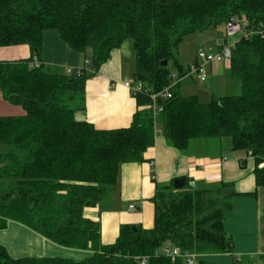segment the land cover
I'll use <instances>...</instances> for the list:
<instances>
[{
    "label": "trees",
    "instance_id": "obj_1",
    "mask_svg": "<svg viewBox=\"0 0 264 264\" xmlns=\"http://www.w3.org/2000/svg\"><path fill=\"white\" fill-rule=\"evenodd\" d=\"M246 15L264 22V0H0V48L26 44L31 56L0 59V88L5 99L25 113L0 116V229L21 222L58 245L91 249L83 260L19 257L0 244V264H187L155 251L178 245L203 255L232 253L224 228L234 190L157 185L152 228L123 224L117 240L104 244L101 225L85 216L86 207L102 205L111 195L121 164L143 162L155 142L156 125L169 143L188 150L196 139H229L234 150L255 158L258 186L264 185V39L240 38L232 48L230 68L242 93L201 101L184 95L169 67L183 38ZM57 30L89 63L72 69L46 64L44 31ZM134 41V94L138 107L130 126L98 129L76 119L86 108V81L106 63L114 49ZM224 45V44H223ZM220 48H222V46ZM168 60L167 65L163 62ZM172 85V86H171ZM171 86V97L153 94ZM226 186V187H225ZM197 264H218L200 258Z\"/></svg>",
    "mask_w": 264,
    "mask_h": 264
},
{
    "label": "crops",
    "instance_id": "obj_2",
    "mask_svg": "<svg viewBox=\"0 0 264 264\" xmlns=\"http://www.w3.org/2000/svg\"><path fill=\"white\" fill-rule=\"evenodd\" d=\"M49 30L44 31L43 46L53 38L69 60L51 64L53 61L45 54V47L42 58L39 59L46 64H57L65 69L83 67L82 54L86 59L85 54L73 49L58 31ZM31 53L30 46L26 44L6 46L0 48V59H24L30 57ZM227 66L230 68V63L224 62L217 64L216 68L222 67L226 72L229 70ZM212 68L211 64L210 69ZM135 69L134 41L126 39L120 47L112 51L109 60L100 70L86 81V108L76 112V119L89 121L98 129L130 126L134 113L138 108H143L138 107L136 97L125 86L126 81L133 80ZM206 80L207 77L204 81ZM173 84L180 86L174 80ZM200 91L202 93L203 90ZM213 96L214 94L212 98ZM5 100L1 101L5 111L0 110V116L22 113L19 108L12 109L9 100ZM145 158L143 162L121 164L110 197L102 205L85 208L86 217L100 222L104 244L117 240L123 224L152 228L155 221L153 197L157 185L174 184L176 177H186L191 186L206 188L227 185L226 188L236 192L231 198L232 206L226 211L224 219V228L233 241V252L208 254L203 257L200 255V258L205 259L208 256L213 259L210 262L218 264H264V185H257L256 162L250 153L234 150L229 139L221 143L216 138L196 139L188 150H179L169 143L161 125L157 124L155 142L145 152ZM132 204L135 209L130 207ZM6 234L25 235L29 239V247H16L12 240L6 239ZM0 244L6 246L16 258L35 256L83 260L93 253L91 249L58 245L14 220H10L5 228L0 229Z\"/></svg>",
    "mask_w": 264,
    "mask_h": 264
},
{
    "label": "rangeland",
    "instance_id": "obj_3",
    "mask_svg": "<svg viewBox=\"0 0 264 264\" xmlns=\"http://www.w3.org/2000/svg\"><path fill=\"white\" fill-rule=\"evenodd\" d=\"M49 31L57 32V30L53 29ZM231 40L233 39L228 37L225 23L215 27H211L205 31L190 33L183 38L179 45L177 60L181 65L185 67V69L187 68V74L185 76H181L180 67L178 66L175 59L170 60L169 64L173 80L180 83L179 88L181 87L182 93L189 95L198 92L201 93L200 90H203L201 94L198 93L201 101H210L213 94L214 96L218 97L223 95H236L242 93V83L240 80L233 78L231 68H229V66H227V69L229 68V70H226V72L222 67H220L219 69L216 68L217 64H221L224 62L230 63V59H223L218 62H212V69H210L211 64L206 63L204 65V73L207 77L206 81H202L200 79L199 73H190L189 71L190 66L196 63L197 55L200 50H211L215 53H218L220 51V45L230 43ZM43 47H45V54L47 55L49 60L53 61L51 62V64H55V61L61 62L69 60V58L65 56V53L61 50V48H59L60 45L56 44L53 41V38L49 39ZM86 59L82 54V62L84 63L83 67H85L86 65ZM204 91H206V93H204ZM209 93L210 95H208ZM3 100L6 101L0 88V110H2V112L5 111V106L1 104V101ZM9 103L12 109L19 108V110L21 109L22 111V113H15L17 114L15 116L25 113V109L21 104H15L11 101H9ZM8 148V145L0 144V152H5L8 150ZM6 236V239L10 241L12 240V242L15 243L16 247H29V239L25 235L19 234L15 236V234H6ZM205 259L208 261H213V259L208 256Z\"/></svg>",
    "mask_w": 264,
    "mask_h": 264
},
{
    "label": "built area",
    "instance_id": "obj_4",
    "mask_svg": "<svg viewBox=\"0 0 264 264\" xmlns=\"http://www.w3.org/2000/svg\"><path fill=\"white\" fill-rule=\"evenodd\" d=\"M226 31L229 38L233 40L230 43H227L218 53H215L211 50H200L197 55V61L195 64L191 65L189 68L190 73H199L200 79L204 81L206 79V74L204 73V65L206 63L218 62L223 59H230L232 54V48L235 46V43L240 38H251V37H261L264 39V22L260 23H251L246 15H235L228 19L226 22ZM86 63H89V60H86ZM41 60L35 57L32 62L33 66H39ZM67 72H71V68L66 69ZM174 85V84H173ZM125 86L128 87L133 94L141 92L143 90L142 83L134 82V80H128L125 82ZM172 86V85H171ZM171 86L167 87L164 91L158 94H153L154 99V108L156 113L161 111V107L157 105L156 100L159 96L165 98L171 97ZM251 154V153H250ZM264 166V162L261 164ZM132 209H135V205L130 206ZM156 255L164 254L173 258L182 257L187 264H197L200 258L198 252H183L178 245L167 244L163 247H160L155 251ZM147 256L142 258V264H146Z\"/></svg>",
    "mask_w": 264,
    "mask_h": 264
},
{
    "label": "water",
    "instance_id": "obj_5",
    "mask_svg": "<svg viewBox=\"0 0 264 264\" xmlns=\"http://www.w3.org/2000/svg\"><path fill=\"white\" fill-rule=\"evenodd\" d=\"M167 64H168V60H165L163 62V65H167ZM185 182H186V177H176L174 179V186L176 188H181V187H183V185L185 184Z\"/></svg>",
    "mask_w": 264,
    "mask_h": 264
}]
</instances>
